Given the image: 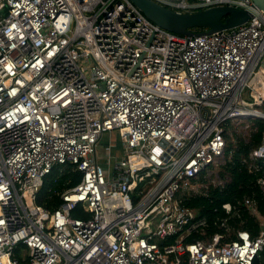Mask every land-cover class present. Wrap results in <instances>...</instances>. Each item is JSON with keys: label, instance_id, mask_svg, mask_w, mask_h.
<instances>
[{"label": "built area", "instance_id": "2783aa9c", "mask_svg": "<svg viewBox=\"0 0 264 264\" xmlns=\"http://www.w3.org/2000/svg\"><path fill=\"white\" fill-rule=\"evenodd\" d=\"M154 1L249 18L186 35L131 0H0V264H251L264 248V216L255 236L233 230L239 204L224 202L223 230L208 234L206 217L184 205L227 186L232 127L264 119V9ZM112 131L119 156L101 145ZM240 161L264 193V130ZM57 165L81 178L51 211L35 197ZM242 204L256 213L252 196ZM77 207L88 216H73Z\"/></svg>", "mask_w": 264, "mask_h": 264}, {"label": "trees", "instance_id": "16d2710c", "mask_svg": "<svg viewBox=\"0 0 264 264\" xmlns=\"http://www.w3.org/2000/svg\"><path fill=\"white\" fill-rule=\"evenodd\" d=\"M198 30V29H196ZM254 125L249 131L246 140L237 135L236 141L227 142V156L230 154V161H227L220 167L222 174L226 173L230 177L227 186L219 190L216 187H210L205 195L188 197L184 205L193 209L200 216H205L208 222L207 233L220 232L223 227L220 226V218L225 215L222 203L231 202L239 204V216L227 219V225L233 230L246 229L251 236L257 235L259 231V220L264 216V193L256 184L257 174L248 172L241 163V158L256 147L262 138L264 130V119L255 118ZM81 178L79 171L72 170L70 165L55 166L43 179L41 189L36 194L37 204L46 207L48 210H54L61 202L60 193L73 185ZM250 195L256 202V213H250L242 204L243 197ZM73 216H88V213L82 208L77 207L71 211ZM199 235H191L188 241H194ZM172 239L168 238L167 241ZM18 251L16 250L15 253ZM260 263L264 264V248L259 252Z\"/></svg>", "mask_w": 264, "mask_h": 264}, {"label": "water", "instance_id": "95a60500", "mask_svg": "<svg viewBox=\"0 0 264 264\" xmlns=\"http://www.w3.org/2000/svg\"><path fill=\"white\" fill-rule=\"evenodd\" d=\"M131 1L152 22L179 34L211 33L238 26L249 18L248 11L234 6H213L194 12H178L154 0ZM252 1L256 7L264 9V0ZM251 264H261L258 255H255Z\"/></svg>", "mask_w": 264, "mask_h": 264}, {"label": "rangeland", "instance_id": "374dc122", "mask_svg": "<svg viewBox=\"0 0 264 264\" xmlns=\"http://www.w3.org/2000/svg\"><path fill=\"white\" fill-rule=\"evenodd\" d=\"M246 122H241L235 126L232 127V129H234V132H237V134H239L240 136H248L247 133H249L248 131V127H245ZM107 143H112V147H113V152L116 153V156H119L121 153V149H120V141H119V137L116 131H112V132H106L103 134L102 136V141H101V145L103 144H107ZM103 146L99 147V151H101V148ZM98 151V152H99ZM101 163L102 165H105V161L101 159Z\"/></svg>", "mask_w": 264, "mask_h": 264}, {"label": "crops", "instance_id": "0c3cea01", "mask_svg": "<svg viewBox=\"0 0 264 264\" xmlns=\"http://www.w3.org/2000/svg\"><path fill=\"white\" fill-rule=\"evenodd\" d=\"M104 155H105V150H104V149H101V151H100V155H99V157H98L99 161H100V159L103 158Z\"/></svg>", "mask_w": 264, "mask_h": 264}, {"label": "bare ground", "instance_id": "6f19581e", "mask_svg": "<svg viewBox=\"0 0 264 264\" xmlns=\"http://www.w3.org/2000/svg\"><path fill=\"white\" fill-rule=\"evenodd\" d=\"M41 189V188H40Z\"/></svg>", "mask_w": 264, "mask_h": 264}]
</instances>
